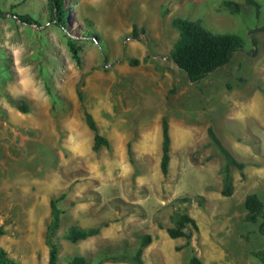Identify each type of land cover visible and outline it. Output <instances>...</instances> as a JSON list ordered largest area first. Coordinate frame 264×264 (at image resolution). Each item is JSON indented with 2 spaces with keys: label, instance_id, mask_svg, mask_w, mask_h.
I'll return each instance as SVG.
<instances>
[{
  "label": "rangeland",
  "instance_id": "rangeland-1",
  "mask_svg": "<svg viewBox=\"0 0 264 264\" xmlns=\"http://www.w3.org/2000/svg\"><path fill=\"white\" fill-rule=\"evenodd\" d=\"M223 1L65 0L63 29L50 20L49 0H0L7 16L0 18V246L7 256L43 264L50 201L66 194L59 204L60 264L80 245L94 261L133 255L145 235L155 241L145 264H167L172 252L185 264L194 254L203 264H261L252 253L264 251V237L259 223L247 221L244 203L250 194L264 202V33L257 35L258 57L239 52L197 84L170 57L176 17L243 36L264 26V0H256L260 19L248 5L232 15ZM12 14L40 25H25ZM70 44L80 50L81 66ZM21 100L28 114L12 105ZM84 110L109 148L93 150ZM152 119L161 124L141 126ZM164 119L171 137L166 175L160 167ZM210 125L245 165L232 169L230 197L221 195L224 162L210 142ZM182 214L197 222L190 246L167 233ZM73 224L101 227L100 234L71 247L63 236Z\"/></svg>",
  "mask_w": 264,
  "mask_h": 264
},
{
  "label": "trees",
  "instance_id": "trees-1",
  "mask_svg": "<svg viewBox=\"0 0 264 264\" xmlns=\"http://www.w3.org/2000/svg\"><path fill=\"white\" fill-rule=\"evenodd\" d=\"M253 7L257 19L262 16L261 6L256 0H245L244 3L224 0L222 6L232 15H240L243 12L244 6ZM50 20L55 22L59 27L67 29L68 11L66 9L65 0H49ZM168 10L164 11V14ZM17 18L21 23L28 26H39L40 22L34 20L29 15H11ZM7 17L5 13L0 10V18ZM172 26L178 31V38L171 51V60L176 64L179 70L185 72L192 83H200L203 79L211 74H214L219 69L227 66L234 56L239 52H246L251 58L259 56L260 41L257 35L264 33V26L253 28L248 31L247 36L238 33H219L204 25L202 20H189L176 17L171 22ZM134 36L137 37L136 26L133 27ZM248 44L251 46L247 47ZM73 59L78 66H81L80 50L73 44L69 45ZM139 61L132 60L131 64L137 65ZM84 76L77 85V94L80 100H83L82 88L84 86ZM230 87V86H229ZM175 90L172 89L173 93ZM264 94V91H262ZM12 105L22 114H28L30 108L28 104L21 100L12 102ZM1 113V110H0ZM84 117L88 128L94 133L93 150L99 151L101 148L110 147V142L104 138L98 130L97 124L90 112L84 110ZM207 134L210 142L219 150L223 156V167L221 168L223 189L221 195L223 197L232 196L235 187L232 177V169L237 168L243 170L245 165L240 162L232 154V152L223 144L221 139L216 134L213 126H209ZM162 158L161 171L163 174L168 173L170 157H171V137L169 134L168 123L164 119L162 122ZM66 198V194L61 195L56 199L50 201V223L46 232V246L48 247L49 260L48 264H59V238L57 232L60 229L63 211L59 204ZM183 203L192 202L191 199H181ZM247 211V221L250 223H259L258 233L264 237V202L256 194H250L246 197L244 203ZM107 226V224H103ZM191 228L198 230L197 222L187 214L179 215L173 227L167 229L170 238L176 240L179 238L185 239L187 245L190 246L192 240ZM185 232V230H187ZM101 227L82 228L78 225H71L64 234V240L77 244L79 242L96 237L100 234ZM4 235V231L0 228V238ZM246 246H249V239H245ZM152 243V237L145 235L141 238L139 246L133 255H121L110 260L113 261H128L134 264H143L142 254L143 250ZM7 252L0 246V264H18L15 260L7 256ZM252 255L264 264V251L259 253H252ZM106 260V258H103ZM70 264H91L86 258L75 256ZM188 264H203L202 259L196 254L192 255Z\"/></svg>",
  "mask_w": 264,
  "mask_h": 264
},
{
  "label": "crops",
  "instance_id": "crops-1",
  "mask_svg": "<svg viewBox=\"0 0 264 264\" xmlns=\"http://www.w3.org/2000/svg\"><path fill=\"white\" fill-rule=\"evenodd\" d=\"M262 70H263V72H261L260 74H262V73H264V68H262ZM263 80H264V77H263ZM158 109V108H157ZM93 116V115H92ZM154 118L156 119H158L159 120V117H162V115H161V113H160V108L156 111H154ZM93 118H94V116H93ZM94 120H95V118H94ZM146 121V120H145ZM95 122H96V120H95ZM145 123H147V124H141V126L143 125H145V126H156V125H158V124H161V123H158L157 121H155L154 119H152L151 120V122H145ZM96 124H97V122H96ZM98 126V125H97ZM161 128H162V125H161ZM161 131H162V129H161ZM76 135L77 134H75V144H78V142H79V139L81 138V137H79V135H78V137H76ZM159 135V134H158ZM159 136H161L160 137V140H162L163 138H162V135H159ZM94 139V138H93ZM87 140V139H86ZM86 140H85V142H86ZM73 225H77V224H73ZM79 226V225H78ZM83 228V227H82ZM47 232V231H46ZM97 237V236H96ZM92 238H94V237H92ZM91 239V238H90ZM90 239H88V240H90ZM180 239H182V238H179V239H176V240H174L175 242H183V241H179ZM87 240H85V241H82V242H86ZM65 242H67V243H69L70 245H71V247L72 246H75V245H78V243L77 244H72V243H70V242H68V241H66L65 240ZM155 242V241H154ZM154 242H153V240H152V243L148 246V247H146L144 250H143V254H142V260H143V264H145V258H147V255H148V253L150 252V250H152L153 251V246H154ZM80 243V242H79ZM45 244H46V235H45ZM184 244V243H183ZM59 247H60V242H59ZM84 251V245H80V248H79V246H77V250H76V255L75 256H81V257H84V258H86L87 259V261L89 262V263H91V264H134V263H131V262H128V261H113V260H110V259H108V255H107V257H105L106 258V260H103V258L102 259H99V260H96V261H94V258H89L88 257V254L87 253H85V252H83ZM97 250H95L94 252L95 253H97L96 252ZM87 252H89L90 253V251H87ZM94 252H92L90 255H93V253ZM171 255L173 256V258H171L170 256H168L167 258L165 257V259H164V262H166L167 264H174V262L175 263H177V264H185V262L184 261H178V260H176V259H178L177 258V255H175V253H171ZM183 258L185 259L186 258V255L185 256H183ZM48 260H49V252H48V257L46 258V259H44V261L42 262L43 264H48ZM158 260V259H157ZM173 260V261H172ZM159 261H160V258H159ZM60 262H61V258H60V253H59V264H60ZM189 262V260L186 262V264ZM63 264H70V261L68 262V263H63Z\"/></svg>",
  "mask_w": 264,
  "mask_h": 264
},
{
  "label": "bare ground",
  "instance_id": "bare-ground-1",
  "mask_svg": "<svg viewBox=\"0 0 264 264\" xmlns=\"http://www.w3.org/2000/svg\"><path fill=\"white\" fill-rule=\"evenodd\" d=\"M17 116V115H16ZM150 139V138H149ZM151 140V139H150ZM82 143V142H81ZM84 143V142H83ZM150 143V142H149ZM151 144V143H150ZM150 144H149V146H150ZM83 145V144H82ZM81 145V146H82ZM152 146V145H151ZM154 147V146H153ZM151 149V148H150ZM86 150V149H85ZM153 150V149H152ZM187 186H188V184H187ZM186 187V186H185ZM185 187H183V188H185ZM187 189V188H186Z\"/></svg>",
  "mask_w": 264,
  "mask_h": 264
}]
</instances>
